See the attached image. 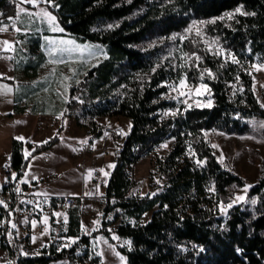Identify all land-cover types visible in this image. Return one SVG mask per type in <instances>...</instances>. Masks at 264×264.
Wrapping results in <instances>:
<instances>
[{"label":"trees","instance_id":"trees-1","mask_svg":"<svg viewBox=\"0 0 264 264\" xmlns=\"http://www.w3.org/2000/svg\"><path fill=\"white\" fill-rule=\"evenodd\" d=\"M18 1L0 0V27L16 19ZM45 4L68 34L101 44L108 53L69 86L64 116L76 114L78 122L96 134L99 116H127L132 123L114 153L115 164L104 187L107 202L101 232L114 241L109 226L120 220L116 233L131 239V247L118 248L129 264H264V163L248 190V200L220 215L219 203L232 200L230 188L246 182L222 165L205 137L209 129L244 133L250 118H264V107L245 69L254 60L264 63V0H46ZM231 12L233 16L226 17ZM193 21L205 22L203 31L218 37L236 59L223 62L197 32L182 40L173 37ZM33 39L29 47L39 57L41 36ZM154 40L155 45L144 46ZM183 74L192 83L200 80L209 86L211 106L177 108L174 100L163 97L169 83ZM236 81L238 89L231 95L229 84ZM176 108L175 115L163 116L164 110ZM170 138L171 147L157 153L156 146ZM59 140L58 132L27 155L24 141L14 138L10 159L17 178L23 179L33 156ZM144 153H153L155 170L166 181L154 191L128 194L133 187L131 164ZM148 211L152 213L146 222H131ZM63 234L77 237L73 247L84 241L85 253L91 254V237L82 233L79 212L71 215ZM0 242L16 255L14 263L2 264H48L66 255V250H56L55 237L40 255L19 254L15 230L3 226ZM80 256L73 253L70 258L78 263Z\"/></svg>","mask_w":264,"mask_h":264},{"label":"rangeland","instance_id":"rangeland-1","mask_svg":"<svg viewBox=\"0 0 264 264\" xmlns=\"http://www.w3.org/2000/svg\"><path fill=\"white\" fill-rule=\"evenodd\" d=\"M229 14L231 15L229 16ZM232 16L233 12L226 14V17ZM12 21L17 24V30L13 32L6 30L1 33L6 40L5 47L10 49V55L7 56L10 70L7 72L13 71L23 76L22 70L15 69L16 61L20 60L21 65L28 61L27 50L23 47L27 44H34L33 38L40 35L42 36L41 49L44 53L42 73L58 74L60 87L63 93L67 94V98L69 86L79 81L88 68L97 64L108 54L105 46L98 43L81 42L68 34L58 23L44 0H19L17 16ZM204 23L203 21H193L187 29L174 34L173 37L182 40L192 32H197L211 52L219 56L223 62L227 59L235 60L232 53L222 46L218 37L208 35L203 31ZM6 25L7 23L1 25L0 29H5ZM23 26L30 28L32 39L23 36L26 34L23 32ZM155 43L156 40L150 41L144 46L151 47ZM172 46L175 44L173 43ZM36 57L38 54L34 58ZM245 69L251 75L255 95L264 107V63L254 60L246 63ZM229 88L230 94L233 95L238 89V82H230ZM163 97L174 100L177 108L203 107L213 104L209 86L200 80L195 83L190 82L186 74H183L178 81L170 82L169 89ZM177 108L166 109L162 114L166 117L175 115ZM95 120L97 134L93 133L87 125L78 122L76 114L64 116L63 112H60L55 128L57 130L55 131L53 127L52 135H48L49 133L44 128L42 132L36 131L35 136L27 141L23 140L25 145L27 144L25 153L29 155L40 141L45 142L58 132L60 137L57 145H53V150L48 152L50 154L42 153L32 158L26 169L25 180L36 178L41 189L50 188L60 193L82 188L85 192L87 191L89 198H86L85 202L76 200L74 204L75 206L80 205L83 212H86V235L91 237V260L85 264H129L126 255L121 253L118 248V246L131 247V239L120 237L116 233L120 220L109 226L114 241H110L101 232L102 213L105 205L103 202L104 187L94 179L93 171L99 170L102 177L108 178L115 164L114 153L122 141L118 137L119 135L123 137L130 130L132 123L130 117L121 115L99 116ZM248 122L249 130L244 133H227L219 129L205 131V137L222 165L242 176L246 182L244 186L230 188L233 195L232 200L219 203V214L223 216L227 215L231 206L248 200L250 186L257 182L261 175L264 163V118L252 117ZM23 123V121L13 124L0 123V190L4 175V168L2 174L1 166L5 167L10 156L6 158L11 146L10 136L20 132L24 126ZM36 129L39 128L36 127ZM172 143L173 138L161 142L155 151L162 154L171 147ZM131 174L133 178L132 191L139 193L154 191L156 187L164 185L166 181V177L155 170L153 153H144L134 164ZM46 175L48 176L45 180L43 178ZM240 196H243L244 199L238 200L237 197ZM253 200L256 201L255 197H252L251 201ZM229 205L231 206L229 207ZM151 213L152 211H148L139 220H130L133 223H143L150 219ZM47 234L46 230L35 231L33 241H39L37 244L40 246L47 238ZM40 252L41 249L32 251L33 254ZM48 264H58V262L54 260Z\"/></svg>","mask_w":264,"mask_h":264},{"label":"crops","instance_id":"crops-1","mask_svg":"<svg viewBox=\"0 0 264 264\" xmlns=\"http://www.w3.org/2000/svg\"><path fill=\"white\" fill-rule=\"evenodd\" d=\"M23 32L26 34L24 37H31L29 34L31 32L28 26H23ZM2 31H0L1 35ZM0 36V123H21L24 126L22 130L17 134H13L11 137V146L8 149L6 158L11 153L12 140L14 138H19L22 140H28L29 138L35 136L36 131L42 132V129H46L52 135L53 131L51 129L56 128L58 122V114L64 111L67 94L63 93L60 84L59 77L56 73H42V64L44 61V53L42 51V45L37 49L39 57H35L34 51L27 44L23 49L27 50L28 61L21 65L20 60L16 61L17 67L15 69L22 70L23 76L16 72H7L10 70V62L7 60L8 54L10 55V49L5 47L4 38ZM42 40V36H41ZM7 66V67H6ZM41 69V70H40ZM17 74V75H16ZM39 128V129H36ZM57 129H55L56 131ZM31 141V140H29ZM42 143V141H40ZM39 142V143H40ZM57 145V143H56ZM54 146L39 153V154H50ZM27 149V144L24 147V151ZM36 154V155H39ZM35 155V156H36ZM33 156V157H35ZM32 157V158H33ZM31 158V160H32ZM30 160V162H31ZM29 162V164H30ZM29 166V165H28ZM50 167V166H49ZM4 165L1 166V172L3 174ZM51 168V167H50ZM27 171V170H26ZM26 175V172H25ZM25 175L23 177L24 181L31 182L34 184L32 188V193L36 195L48 196L52 199L61 198L67 195H72L76 200L85 202L86 198H89L88 192L82 188L76 190H68L66 192L60 193L59 191L50 188L41 189L38 184V179L32 178L31 180H25ZM50 175V174H48ZM46 175L43 179L46 180ZM79 212L81 217V230L82 233L86 235L85 229V218L86 212L81 209L80 205H73L67 210H58L52 208L39 214L30 223L31 225V235L30 241L33 250H42L46 247L50 241L55 238H63L68 241H76L77 237L73 235L63 234L68 230V225L70 222L71 215L75 212ZM1 222V220H0ZM44 223L46 226L44 229H40L39 224ZM1 224H0V237H1ZM12 230V229H11ZM46 230L48 232L47 238L43 240L42 244L39 246L37 242L33 241V233L43 232ZM18 246H20V238L22 236L21 232H17ZM19 254L20 247L18 248ZM16 260V255L11 250L3 247L0 242V264L2 263H14Z\"/></svg>","mask_w":264,"mask_h":264},{"label":"built area","instance_id":"built-area-1","mask_svg":"<svg viewBox=\"0 0 264 264\" xmlns=\"http://www.w3.org/2000/svg\"><path fill=\"white\" fill-rule=\"evenodd\" d=\"M5 29H7L8 32L16 31L17 24L15 21H10L7 23ZM118 138L122 139L123 137L119 135ZM136 149H138V147H136ZM131 166L133 167L134 164H131ZM93 175L94 179L98 180L99 184L105 187L107 179L102 177L101 172L99 170H94ZM33 187V183L17 178L16 171L12 166L9 156L4 167L3 183L0 190L1 225L6 231L12 229L15 230V232L19 231L22 233L19 247L23 255H40V253H32L30 223L33 219L52 208L67 210L75 204V197L72 195L52 199L48 196L32 193ZM135 193L139 192L132 191V189L128 192V194ZM103 202L106 203L107 201L103 199ZM45 226L44 223L39 224L40 229H44ZM74 243L75 242H70L63 238H55L54 246L56 250H66L65 257L56 260L58 264H85L91 260L90 254L85 253L87 247L86 243L84 241H79L77 245L73 247ZM73 253H80V255H82L78 263L72 262L70 257ZM45 254L48 256L51 252L47 251Z\"/></svg>","mask_w":264,"mask_h":264},{"label":"snow or ice","instance_id":"snow-or-ice-1","mask_svg":"<svg viewBox=\"0 0 264 264\" xmlns=\"http://www.w3.org/2000/svg\"><path fill=\"white\" fill-rule=\"evenodd\" d=\"M21 11H23V9H21ZM237 12H240V9L239 8H237V10H236ZM45 14H47V13H45ZM243 14V13H242ZM231 14H229V16H230ZM53 19H54V17H53ZM7 29H0V31H6ZM22 139V138H21ZM237 199L238 200H243L244 199V197L243 196H240V197H237ZM252 203H255V201L253 200L252 201ZM231 205H229V207H230Z\"/></svg>","mask_w":264,"mask_h":264},{"label":"water","instance_id":"water-1","mask_svg":"<svg viewBox=\"0 0 264 264\" xmlns=\"http://www.w3.org/2000/svg\"><path fill=\"white\" fill-rule=\"evenodd\" d=\"M44 1H46V0H44Z\"/></svg>","mask_w":264,"mask_h":264}]
</instances>
